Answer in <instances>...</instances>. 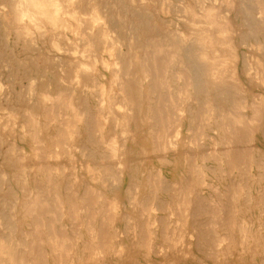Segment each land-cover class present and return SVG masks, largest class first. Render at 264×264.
<instances>
[{"label": "bare ground", "instance_id": "bare-ground-1", "mask_svg": "<svg viewBox=\"0 0 264 264\" xmlns=\"http://www.w3.org/2000/svg\"><path fill=\"white\" fill-rule=\"evenodd\" d=\"M0 6V264H149L153 252L168 251L163 238L177 244L175 233L179 241L188 235L190 250L181 245L176 253L190 264H210L212 247L211 264H264V0ZM172 6L180 23L160 17ZM97 64L132 86L117 79L109 86ZM129 128L147 135L153 160H190L192 175L202 176L197 185L216 196L194 194L189 183L170 197L180 183L163 191V166L141 160ZM251 129L258 134L249 150ZM197 142L205 152L192 148ZM231 160L239 169L233 177ZM84 174L90 182L77 180ZM122 190L123 211L112 210L107 193ZM83 196L109 211L85 218ZM174 260L163 263L184 264Z\"/></svg>", "mask_w": 264, "mask_h": 264}, {"label": "rangeland", "instance_id": "rangeland-1", "mask_svg": "<svg viewBox=\"0 0 264 264\" xmlns=\"http://www.w3.org/2000/svg\"><path fill=\"white\" fill-rule=\"evenodd\" d=\"M172 1V0H171ZM156 2H158V0H156ZM220 8L222 7L221 5L219 6ZM2 8H1V6H0V10H1ZM176 9V10H175ZM154 12H156V11H154ZM0 13H1V11H0ZM213 13H215V9H213V11L211 12V16H212V14ZM179 15H181V12H180V10L178 11V9L177 8H175V7H171L170 9H169V13H161L160 14V17H163L162 19H163V21H166V20H169V21H172L173 22V24H175V23H180V17H179ZM0 16H1V14H0ZM165 16H167L168 18H166ZM156 18L157 19H160L159 17H158V14L156 13ZM212 21H213V23H215V21H217V19H211ZM98 25H94V26H92V29L95 31V32H97L98 31ZM11 32V33H10ZM123 32L124 33H126V30H124L123 29ZM4 33V37H6V39L7 40H10V41H12L13 40V32L12 31H10V30H6V31H4L3 32ZM120 51H121V49H119ZM127 47L124 45L123 47H122V53H126L127 52ZM35 50L33 49V52H34ZM44 52L46 53V54H50V52H49V50L48 49H44ZM34 53H36V52H34ZM66 57H68V58H70L71 60H73V59H78L79 60V58L81 57V56H79V54H77V55H75V56H71V55H66ZM72 57H75V58H72ZM33 58H35V57H33ZM32 61H33V59H32ZM37 63L38 64H41V59H38V61H37ZM54 65V64H53ZM52 65V66H53ZM115 69H117V68H115ZM97 70L100 72H102V74H103V79L107 82V84L109 85V86H111V84H112V80H114V79H117V81H118V83H122V84H126V85H128V86H132V84H131V82H130V80H128V79H125V78H121L120 77V75L119 74H117L118 72H115V73H113L112 71H104L102 68H101V66L100 65H98L97 64ZM130 70H132V69H130ZM53 73H54V70L52 71ZM127 80V81H126ZM111 88V87H110ZM119 88L117 87V86H113V91L115 92V93H117V94H120V92H119V90H118ZM121 96H124L123 95V93H122V95ZM1 130H4V129H1ZM139 133V135L137 136V134H136V131ZM256 130V131H255ZM251 129V130H246L247 132H246V135L248 136V137H246V135H245V138L247 139H249V141L248 142H245L246 141V139H245V143L247 144V143H249V145H252V146H250L251 147V150L252 149H254V143L256 142V137H257V129ZM252 131H255L254 133L252 132ZM5 133V132H4ZM256 133V134H255ZM6 135H7V133H6ZM3 136V138L6 140V137L7 136H5V135H2ZM128 136H130V138H132V141H134V140H136V144H137V146H139L140 148H141V150H142V152H141V156H140V158H141V160L142 159H144L145 161H147V162H150L151 160H153V158H154V148L152 147V145H151V143H150V141H149V139H148V137H147V135H145L143 132H142V130L140 131L139 130V128L138 129H134V128H129V130H128ZM252 139V140H251ZM72 140V139H71ZM74 140V143L75 144H78L77 143V141H78V139H73ZM252 141V143L250 144V142ZM254 141V142H253ZM245 144V145H246ZM263 144V143H262ZM248 144L246 145V147L247 146H249ZM193 147V149H201V150H203L204 151V149H202V148H200V145L198 144V142L197 143H195V144H193L192 145ZM250 147H247V149H249L250 150ZM6 149V146H5V143H1L0 144V152H3L4 150ZM51 150V149H50ZM145 150V151H144ZM262 151H264V150H261V152ZM205 152V151H204ZM81 154H80V152L78 153V156H80ZM239 160H241L242 161V158L241 157H239L238 158ZM237 159V160H238ZM236 160V161H237ZM238 160V161H239ZM153 161H155V162H157L159 165H161V166H163V191H165L166 189H168V187L170 186V183L169 182H173L172 183V188H174L175 187V185L179 182L180 183V187H182L181 188V190L179 191V193H176V192H173L172 193V189H170V197H171V194L172 195H174V193H175V199H178L179 197H180V194L184 191V189L188 186V184L189 183H196V184H193V188H194V194H196V193H202L203 195L204 194H211V195H213V196H216L215 195V193L207 186V185H205V184H199V185H197L198 184V182H199V179L200 178H202V176L198 179L197 177H194L193 175H192V172H191V169H192V166L190 165V160H188V159H186V158H184L183 156H181V155H177V156H173L172 157V160H168V159H166V158H164L163 157V160H158V161H156V160H153ZM240 161V162H241ZM198 162V161H197ZM234 162V161H230V165H229V163H228V165H227V167H229V171L228 172H230V171H232V173H228L227 172V175H231V174H233V176L235 175V174H237V171L239 170V169H237V171H236V169L235 168H237V166L235 165V162L233 163L235 166H233L234 167V169L232 170V169H230V168H233L232 167V163ZM200 163V162H199ZM236 164H238L237 162H236ZM239 164H241V163H239ZM239 164H238V167L240 168L241 166H239ZM203 165V164H202ZM245 169H247L246 168V165H245ZM205 171V170H204ZM206 172V175L209 177V175H210V170H208V171H205ZM229 175V176H230ZM232 175L230 176V177H233ZM78 181H87V182H90V178H89V176L88 175H82V176H79V178L77 179ZM157 182H158V180L155 182V184L157 185ZM107 196L109 197V198H111L113 201H114V205H115V208H111L112 210H116V209H120L121 211H123V203L125 202V201H127L128 199H127V197L125 196V193H124V190H122L121 192L120 191H112V192H109V193H107ZM84 197V200H83V209H82V212H81V214H82V216H84L85 218H87L90 214H91V212L92 211H94V210H97V209H99V208H104V210H108L109 211V209L106 207V206H104L102 203H100L99 201H97L96 199H94V198H90V197H87V196H83ZM230 201H231V204H230V206H231V212L233 211V210H235V207H234V202H236V201H238V200H240V193H235V195H234V197L233 198H230L229 199ZM168 207V206H167ZM112 210H111V212H112ZM226 211V210H225ZM110 212V213H111ZM163 212H166V213H168L167 211H166V209L165 210H163ZM166 213H163V217H164V215H166ZM225 213V212H224ZM244 214H245V211H244ZM168 215V214H167ZM186 215V214H185ZM168 217V219L169 220H171V222H173V223H175V221H174V217L173 216H167ZM185 217V216H184ZM248 217L250 218V215H248ZM84 224L85 223H80V225L82 226V227H84ZM228 225H230L229 227H231V229H230V232L232 233L233 232V229H234V227H236L237 228V226H235V225H233V223H232V221H231V219H230V221H229V223H228ZM172 226V225H171ZM190 228H185V231L186 232H190V230H189ZM174 238H175V241H174V243L176 242V241H178L177 242V244H175V246H174V244H173V240L172 239H170V241L172 242V244H171V242H169L168 240V238L167 239H165V238H163L162 239V242H161V244L163 245V248L166 246V249L168 250L166 253L165 252H163V254H160V253H156V252H153L148 258V263L149 264H153L154 262L155 263H157V264H164L163 263V260H167V259H169L170 258V256H171V258L172 259H174L175 258V260L174 261H182L184 264H190V262H192L193 260H191V259H189V258H186V256H184L183 254L184 253H176V249H178L181 245L182 246H184V248H185V251H188V250H190V246H189V239H188V235L187 234H183V239H182V241H179V239H178V235H177V233H175L174 234V236H173ZM216 238L215 236H213L211 239H210V241L212 240V242H210L211 243V246L213 245L214 246V244H213V242L215 243L216 241H214V239ZM83 241V240H82ZM81 241V242H82ZM171 244V245H170ZM125 245V244H124ZM191 245V244H190ZM215 245H216V243H215ZM192 246V245H191ZM135 247H137V246H132L131 248H130V252H131V254L132 255H134V254H136V248ZM83 249H86V248H83ZM138 249V248H137ZM219 249V246H216V250H218ZM215 250V248L214 247H212V249H210V253H209V258H208V261H209V263L211 264V261H212V257H210V255H212V254H214V253H212L213 251ZM215 252H217V251H215ZM189 253L191 254V252L189 251ZM189 253H188V255L187 256H189ZM212 253V254H211ZM206 258V257H205ZM68 259H70V256H69V258ZM215 260H219L220 259V257H215L214 258ZM74 260L76 261V263L74 262ZM73 260V263L74 264H101V259L99 258H96V259H93V260H91V259H87V260H82L81 262L79 261V260H77V259H74ZM123 260V259H122ZM195 261V260H194ZM208 263V262H207ZM206 263V264H207ZM71 264V263H70Z\"/></svg>", "mask_w": 264, "mask_h": 264}]
</instances>
